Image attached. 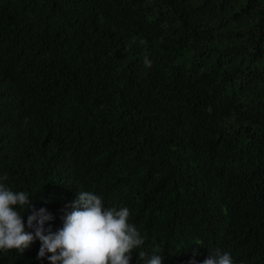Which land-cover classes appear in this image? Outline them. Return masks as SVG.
Wrapping results in <instances>:
<instances>
[{
  "label": "trees",
  "instance_id": "obj_1",
  "mask_svg": "<svg viewBox=\"0 0 264 264\" xmlns=\"http://www.w3.org/2000/svg\"><path fill=\"white\" fill-rule=\"evenodd\" d=\"M0 176L33 235L88 191L129 209V264H264V0H0Z\"/></svg>",
  "mask_w": 264,
  "mask_h": 264
},
{
  "label": "clouds",
  "instance_id": "obj_2",
  "mask_svg": "<svg viewBox=\"0 0 264 264\" xmlns=\"http://www.w3.org/2000/svg\"><path fill=\"white\" fill-rule=\"evenodd\" d=\"M6 180L7 176H0V250L23 252L38 239L37 258L46 257L50 264H129L130 253L145 243L137 228L128 222L127 207L104 208L102 197L88 191L76 194L71 211L66 212L62 227L56 231H52L51 226L44 227L52 217L46 209L40 208L33 209L27 216V226L34 228V235L26 232L20 209L32 208V199L24 191L11 190L4 183ZM145 256V252L139 251L144 264H162L161 254L153 253L147 259ZM201 264L235 262L230 253L216 250Z\"/></svg>",
  "mask_w": 264,
  "mask_h": 264
}]
</instances>
